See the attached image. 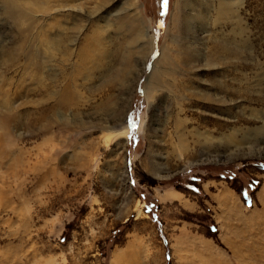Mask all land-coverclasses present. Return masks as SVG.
<instances>
[{
  "label": "rangeland",
  "instance_id": "374dc122",
  "mask_svg": "<svg viewBox=\"0 0 264 264\" xmlns=\"http://www.w3.org/2000/svg\"><path fill=\"white\" fill-rule=\"evenodd\" d=\"M99 2L0 0L4 264H264V0H211L225 15L190 49L191 34L171 25L176 0H141L143 22L129 21L155 35L153 54L126 44L136 28L112 29L113 53L83 80L74 62L112 10L92 14ZM44 38L64 48L51 55ZM129 109L136 139L110 155L105 122Z\"/></svg>",
  "mask_w": 264,
  "mask_h": 264
},
{
  "label": "bare ground",
  "instance_id": "6f19581e",
  "mask_svg": "<svg viewBox=\"0 0 264 264\" xmlns=\"http://www.w3.org/2000/svg\"><path fill=\"white\" fill-rule=\"evenodd\" d=\"M210 1L211 0H176L175 8L171 17V25L180 23L181 26L180 28L185 27L186 31H188L191 34V36H189V39L192 40V42L191 43L189 42V44L187 45L189 49L193 47V45H196L199 42H204L206 40L208 41L210 39L209 37L211 36V33L208 28H210V25L212 23H214V26H218L219 22L224 17L222 15H225L223 6H220L221 9L220 8L213 9L209 5L211 3ZM117 2H118L117 0H108L107 3V0H100L98 4H94L97 5L96 6L97 9L95 8L96 10H93L92 14L102 13L104 9H109L110 5L112 10L109 12H107V10L103 12V15L108 13V16H110V18L108 17L109 19L108 18L105 19L104 17L105 19L104 26L99 25V27L96 28V31H94L95 33H93L94 34L93 37L91 36L92 42L87 45L85 44L86 46L79 52L80 54L78 53L79 59L78 60L76 59V61L74 62V65H76L74 71L75 75H77L78 77H82L83 80L84 79L89 80V78L93 76V72L101 66V61L106 60V58L110 56L111 53H113L109 47L105 48L103 45V41L108 40V38L111 41L112 38L110 37L107 38L105 34L110 33L112 29L115 31V34L119 36L121 34L120 33L121 30L124 28H136L135 30L136 40L132 39L129 36H125V38H128L126 44L133 45L137 41V43H139L141 46L140 48L141 52L145 50V45H149V53L146 55V58L151 56L154 52L155 35H153L149 29L146 32H142L138 26L132 25L129 21L131 18V16L129 15L132 14L133 12H137L138 18H136V21L142 20L143 22L144 5L142 4L141 0H132V2L123 3L122 5L120 4L117 5ZM111 12L113 13L111 14ZM178 12H180V20H178ZM175 38L176 35L172 33V27H171L170 38L163 46L160 58L157 61H155L150 75L146 78L145 93L149 99L152 98L153 91L157 92L158 91L157 87L160 86L158 82L155 83V78H157L158 74L161 71L165 72L167 70L163 65L164 62L169 58V56L167 55V52H169L170 50L168 47L169 42ZM197 39L199 42L196 43ZM44 41L46 42L45 44L47 46L48 51H50L49 53H51V55H54L56 52H60V49L64 48L61 40L57 41L51 38H44ZM62 54L66 56L65 53ZM208 56L209 55L207 50L206 58ZM204 63L208 65L207 64L208 58L207 60H204ZM144 65L146 66V62L144 63ZM129 72L131 71H126V73H128L127 75H129ZM124 80L125 78L123 79V81ZM129 111L130 109L126 110L120 116L119 115L115 116L114 122L112 121L105 122V127H103L104 132H102L101 134L100 141L101 144L103 145V148L105 147L107 150H109L110 155L122 153L121 151H123L127 146L126 143L128 140L125 138L130 136L131 128L127 124H125L124 121L125 118L128 116ZM258 133L259 130H254L250 133V135L251 137H254ZM179 142L180 143L178 150L181 153H183L187 150L188 145L186 143V140L185 141L181 140ZM236 142L237 141L232 140V143H236Z\"/></svg>",
  "mask_w": 264,
  "mask_h": 264
},
{
  "label": "clouds",
  "instance_id": "9594fccd",
  "mask_svg": "<svg viewBox=\"0 0 264 264\" xmlns=\"http://www.w3.org/2000/svg\"><path fill=\"white\" fill-rule=\"evenodd\" d=\"M5 139H0V210H3L4 208V201L5 197L3 196V191L7 189V185L9 183V178L12 175L11 169L12 166H9L7 168L2 167L4 164V161L8 160L9 157L4 155L3 151V145H4ZM14 206H11L7 209L8 212H13ZM2 219V217H0ZM10 219L8 222H6L3 227L9 228ZM16 259H19V257H15L12 260V264H15ZM8 260V256L5 254V251L3 249H0V264H4V261Z\"/></svg>",
  "mask_w": 264,
  "mask_h": 264
},
{
  "label": "snow or ice",
  "instance_id": "6c2138e0",
  "mask_svg": "<svg viewBox=\"0 0 264 264\" xmlns=\"http://www.w3.org/2000/svg\"><path fill=\"white\" fill-rule=\"evenodd\" d=\"M168 4H169V0H163V6H164L165 9H167ZM124 123L127 124L132 129V132H133V135H131L129 137H126L125 139L134 141L136 139L135 132L137 131L138 126H139L138 125L137 116L136 115H129V116H127L125 118ZM195 179H196V177H193V180H195ZM135 183H136L135 180L131 181V184L133 186L135 185ZM189 183L191 184V181ZM257 183H259V182H257ZM196 191L199 192V188H196ZM146 210L149 213H151L154 210V207L153 206H149ZM89 211H91V209H89ZM154 219H157L158 220L157 217H154ZM83 242H84L85 245L91 243V241H89L88 239H84ZM61 243H67V238H65L64 240H62ZM64 264H68V260L67 259L64 260Z\"/></svg>",
  "mask_w": 264,
  "mask_h": 264
}]
</instances>
